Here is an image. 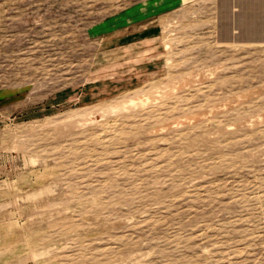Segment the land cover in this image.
<instances>
[{"label":"rangeland","instance_id":"1","mask_svg":"<svg viewBox=\"0 0 264 264\" xmlns=\"http://www.w3.org/2000/svg\"><path fill=\"white\" fill-rule=\"evenodd\" d=\"M0 264H264V0H0Z\"/></svg>","mask_w":264,"mask_h":264}]
</instances>
